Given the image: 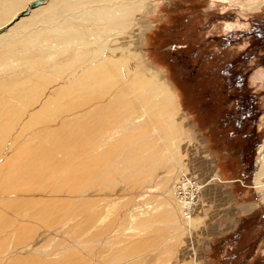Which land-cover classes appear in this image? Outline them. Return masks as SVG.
<instances>
[{"label": "rangeland", "instance_id": "rangeland-1", "mask_svg": "<svg viewBox=\"0 0 264 264\" xmlns=\"http://www.w3.org/2000/svg\"><path fill=\"white\" fill-rule=\"evenodd\" d=\"M32 1L1 10L0 28ZM58 6L75 11L53 16ZM39 8L0 32V127L10 126L0 134V264H264V242L251 259L264 226V194L253 188L264 150V0ZM44 14L53 22L38 23ZM113 59L121 82L103 98L65 90ZM40 76L44 88L28 96L38 103L17 100L16 83ZM146 80L162 111L127 86Z\"/></svg>", "mask_w": 264, "mask_h": 264}, {"label": "bare ground", "instance_id": "bare-ground-1", "mask_svg": "<svg viewBox=\"0 0 264 264\" xmlns=\"http://www.w3.org/2000/svg\"><path fill=\"white\" fill-rule=\"evenodd\" d=\"M35 1H42V5L41 6H43V5H45V4H47L48 2H49V0H35ZM35 1H32V2H30L29 3V6L25 9V10H23V11H21V12H19L18 14H15L14 16H13V18L10 20V21H8L2 28H0V32L1 31H6L7 30V28H9L10 26H12V25H19L20 27H21V25L20 24H17L16 22H14L17 18H19L20 19V16H23V15H27V14H24L25 13V11H27L28 9H29V11H30V14L32 13V10L33 9H31L30 8V5L33 3V2H35ZM25 2V0H7V3H3V4H1V1H0V11L1 10H4V9H6L7 11L5 12V13H7L8 12V10H10V9H12V8H14V7H17V6H20V5H22L23 3ZM75 7H77V3H74V8ZM37 8H39V7H37ZM40 9V8H39ZM53 10H52V15L54 16V15H57V17L59 16L60 17V15H61V17H63V16H65V14H66V12H69V11H72V13H73V11H75V10H71L70 9V7H60V6H58V7H55V8H52ZM86 11H88L87 9H86ZM91 11H89V12H86L87 14L88 13H90ZM3 13H4V11H3ZM41 13H43V12H41ZM10 14V13H9ZM69 14V13H68ZM3 15V14H2ZM47 15H49V14H47ZM37 16H39V14L37 15ZM67 16V15H66ZM65 16V17H66ZM70 16H71V14H70ZM2 17H4V16H2ZM52 17V16H51ZM49 18L48 16H46V14H44L42 17H40L39 19H38V23H40V22H47L46 20H48V22H49V20H50V22L49 23H51V21L53 22V20H51L52 18ZM67 17H69V16H67ZM90 17V16H89ZM22 18V17H21ZM34 18H35V15L31 18V19H33L34 20ZM6 19V18H5ZM54 19V18H53ZM58 19V18H57ZM65 19V18H64ZM33 20H31V21H33ZM37 20V19H36ZM1 21V20H0ZM3 21V20H2ZM18 22H19V20H17ZM67 21V20H66ZM47 22V23H48ZM58 22V21H57ZM1 23V22H0ZM24 23V22H23ZM48 23V24H49ZM2 24V23H1ZM26 24V23H25ZM24 24V25H25ZM28 24H29V21H28ZM47 24V25H48ZM54 24H55V22H54ZM42 25H43V23L41 24V27H42ZM52 25V24H51ZM62 25V24H61ZM1 26V25H0ZM18 26V27H19ZM40 26H39V24L37 25V22H34V23H32V24H29V25H27L26 26V28L28 29V31H30L29 33L30 34H32V33H34V35H36L37 34V31H38V28H39ZM57 27V26H56ZM62 27H64V26H62ZM40 29V28H39ZM57 29V28H56ZM61 29V28H60ZM59 29V30H60ZM9 30V29H8ZM55 30V29H54ZM40 31V30H39ZM43 31V30H42ZM36 32V33H35ZM4 33V32H3ZM42 34V33H41ZM35 37V36H34ZM60 38V37H59ZM43 39V38H42ZM63 39H64V37H63ZM59 40H62V37H61V39H59ZM4 41H5V38H0V44L1 43H4ZM50 41V40H49ZM56 41V40H55ZM24 49V48H23ZM106 59V58H105ZM119 59V58H118ZM105 63V62H104ZM111 63H113L114 64V67L112 66V64H111V66L113 67V68H115L114 70V72L115 73H117L116 72V70H117V67H118V64L120 65V60H114L113 59V61H111V62H108L107 64L105 63L104 65H103V62H96L95 64H93V65H91L88 69H87V71H84V73H83V77L82 78H76V79H74V82L72 83V85H69V87H66L65 88V90H69V92H77L78 90L80 91V87L82 88L81 90H82V92H80L81 94H85V93H97L98 95V98H103L104 96H106V94H108V93H110V91H113L112 89H114L115 87H116V85H117V83H120L121 82V79L119 80L120 82H118L117 81V79H116V81L114 80L115 78H113V73H112V71H111V69H109L110 68V64ZM107 65V66H106ZM120 67V66H119ZM123 68H124V66H123ZM121 69H122V67H121ZM119 70V69H118ZM121 71V70H120ZM124 71H125V69H124ZM126 71H127V68H126ZM125 71V74H122V75H124L125 77L126 76H128V72H126ZM122 72V71H121ZM120 74V73H119ZM123 76V77H124ZM134 76V75H133ZM124 77V78H125ZM45 77H42V76H40V77H36V82L35 83H31V81H30V79H29V81L28 80H25V81H21V82H18V83H16V85H17V87L16 88H18V92L16 93V95H15V97H17L16 99L17 100H19V101H21V102H23V101H25V100H30L29 101V103H26L25 105H27V106H29V105H31V104H37L38 103V100L39 99H34V100H31L32 99V97H28V96H30V95H32L33 93H35V92H37V89H43L44 88V85H42V84H40V81H38V80H43ZM121 78H122V76H121ZM45 81V80H44ZM140 81V80H139ZM139 81H138V85L137 84H130V85H127L130 89H132L131 88V86L134 88V89H138V91L141 93L142 91H140L139 89H143L144 90V92L146 93V95H148L149 96V104L151 105V107H152V109H156L157 111H158V109L160 110V111H162L163 110V103L159 100V101H157L156 99H155V97H156V95H157V93L159 92V88L158 87H156L155 85H153L149 80H146V81H141L142 83H140L139 84ZM127 82V81H126ZM76 85L78 86V87H76ZM122 85V84H121ZM126 85V84H125ZM122 88H123V86H121ZM125 87V86H124ZM79 88V89H78ZM165 89V88H164ZM125 91V90H124ZM134 91V90H133ZM137 91V93H139ZM131 92V91H130ZM137 94V95H140L141 96V94ZM119 94V93H118ZM164 95H167V96H169L170 95V93L169 92H167V93H165ZM126 97V93L125 94H120V95H118L117 96V98L118 99H123V100H125L124 98ZM61 98V97H60ZM33 101H34V103H33ZM128 101H129V99H128ZM145 101V99H143V101H141V103L143 102V103H145L144 102ZM142 103V104H143ZM9 104V103H8ZM7 103H3V107L6 109V111H11V107L8 105ZM115 104V103H114ZM127 104V103H126ZM146 104V103H145ZM145 104H143V105H145ZM10 105H11V103H10ZM110 105H112V104H110ZM116 106V105H115ZM123 106H124V103H123ZM127 106V105H126ZM130 106H132V107H134L133 105H131V103H130ZM14 107V106H13ZM12 107V108H13ZM113 106H111V108H112ZM149 107V106H148ZM124 108H126V109H128L127 107H124ZM124 108H121V109H124ZM14 109V108H13ZM12 109V110H13ZM130 109V108H129ZM134 109V108H133ZM132 109V110H133ZM132 110L130 111V112H132ZM15 112V111H14ZM125 112V111H124ZM127 113H129V111H126ZM134 112V111H133ZM6 112L4 111V112H1L0 113V116L1 117H4L6 114H5ZM156 113V112H155ZM5 114V115H4ZM8 114V113H7ZM4 115V116H3ZM8 116H9V114H8ZM5 118H7V117H5ZM115 122H113V124H114ZM7 126H8V128H7ZM9 129H10V126H9V124L8 125H6V128H4V129H2V127H0V134L2 135V134H5L4 136H6L7 134H8V131H9ZM8 136V135H7ZM129 139V138H128ZM131 140V139H130ZM143 145H141V147H142ZM120 156H122V155H120ZM138 156H140V155H138ZM124 157H126V156H124ZM118 158V157H117ZM135 160L136 159H140V158H138V157H135L134 158ZM133 159V160H134ZM138 161V160H137ZM258 170H257V172L255 173V186H257V188L259 189V191H261V192H263V194H264V150L263 149H261L260 150V154H259V159H258ZM220 180V179H219ZM262 199V201L264 202V199L263 198H261ZM182 200H184V199H182ZM182 209V213H183V218L184 219H186L187 221L188 220H190V219H192V206H191V203L190 202H188V203H186V202H184V203H182V207H181ZM188 231H192L191 229H189Z\"/></svg>", "mask_w": 264, "mask_h": 264}, {"label": "flooded vegetation", "instance_id": "flooded-vegetation-1", "mask_svg": "<svg viewBox=\"0 0 264 264\" xmlns=\"http://www.w3.org/2000/svg\"><path fill=\"white\" fill-rule=\"evenodd\" d=\"M258 154H260V148H259ZM253 188L256 189L255 183H254V187ZM259 195H260V193H259ZM259 201H260V203L264 204V202L262 201L261 197H260V200ZM260 230H262V235L253 242V253L251 254L252 255L251 259L252 260L258 254V247H260V245L262 244V242H264V226L262 228H260Z\"/></svg>", "mask_w": 264, "mask_h": 264}, {"label": "water", "instance_id": "water-1", "mask_svg": "<svg viewBox=\"0 0 264 264\" xmlns=\"http://www.w3.org/2000/svg\"><path fill=\"white\" fill-rule=\"evenodd\" d=\"M42 5V1H35L30 5L31 9H36L37 7H40ZM29 9L27 11H25L24 14H29Z\"/></svg>", "mask_w": 264, "mask_h": 264}, {"label": "built area", "instance_id": "built-area-1", "mask_svg": "<svg viewBox=\"0 0 264 264\" xmlns=\"http://www.w3.org/2000/svg\"><path fill=\"white\" fill-rule=\"evenodd\" d=\"M191 237V236H190ZM191 240H192V238H190ZM192 249H193V256H194V259L196 258V251H195V249L193 248V246H192Z\"/></svg>", "mask_w": 264, "mask_h": 264}]
</instances>
